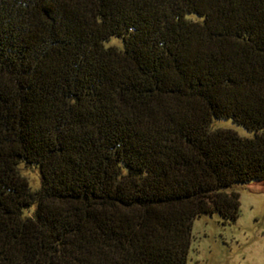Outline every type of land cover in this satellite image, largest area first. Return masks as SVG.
<instances>
[{
    "label": "trees",
    "instance_id": "obj_1",
    "mask_svg": "<svg viewBox=\"0 0 264 264\" xmlns=\"http://www.w3.org/2000/svg\"><path fill=\"white\" fill-rule=\"evenodd\" d=\"M253 182L264 0H0V264H187Z\"/></svg>",
    "mask_w": 264,
    "mask_h": 264
},
{
    "label": "rangeland",
    "instance_id": "obj_2",
    "mask_svg": "<svg viewBox=\"0 0 264 264\" xmlns=\"http://www.w3.org/2000/svg\"><path fill=\"white\" fill-rule=\"evenodd\" d=\"M105 45L123 48L122 40L116 37ZM211 129H228L241 137H254L231 119H216ZM19 170L34 192L41 188L37 167L20 165ZM228 192L240 196L238 218L226 220L218 213L198 217L193 225L187 264H264V182L235 185Z\"/></svg>",
    "mask_w": 264,
    "mask_h": 264
}]
</instances>
